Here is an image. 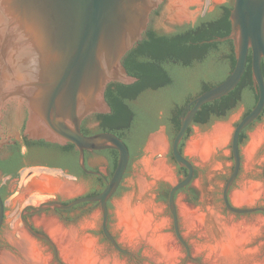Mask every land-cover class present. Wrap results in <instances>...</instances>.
<instances>
[{
    "label": "water",
    "instance_id": "water-1",
    "mask_svg": "<svg viewBox=\"0 0 264 264\" xmlns=\"http://www.w3.org/2000/svg\"><path fill=\"white\" fill-rule=\"evenodd\" d=\"M163 1L0 0V147L10 143L9 139L17 137L16 132H8L4 137L2 127L4 112L9 106L15 105L19 108L18 122L25 124L27 119L25 137L62 146L74 144L80 151V164L87 174L101 175L99 172L86 170L85 151L116 150L119 154L113 176L99 195L84 197L68 205L44 202L38 207H28L30 214H37L48 208L69 209L80 203L96 202L101 206L105 237L119 253L127 256L134 254L121 248L108 231L107 204L117 192L127 171L129 148L112 133L85 136L81 125L93 114L111 113L106 100L109 84L117 82L131 85L137 81L129 76L123 59L143 40L148 26L153 29L156 14L152 12H162L169 7L166 0L163 8L159 9ZM230 21L231 34L228 39L234 42L237 59L235 68L225 81L203 93L189 105L194 107L182 118L180 128L171 143L174 161L189 171L186 178L171 188L169 195V208L178 237L175 194L189 186L194 175L191 162L181 154L179 146L197 111L203 105L219 100L236 89L246 71L250 54L252 77L259 98L255 107L238 122L232 134L234 166L225 184L223 198L235 213L252 212L231 208L228 191L241 167L240 135L264 110V0H234ZM18 128L17 124L16 131ZM159 155V158L165 156ZM132 170L133 161L128 170V178L118 193L119 197L125 190ZM42 178L45 180L37 184L41 189L47 183H69L53 177ZM43 190L44 194H59L58 191L51 193ZM116 199L110 204L111 228L112 203ZM5 208V202L0 196V228ZM25 224L31 235L55 247L46 235L33 231L27 222ZM187 253L189 255L188 250ZM55 258L59 264H63L59 261L56 248Z\"/></svg>",
    "mask_w": 264,
    "mask_h": 264
},
{
    "label": "flooded vegetation",
    "instance_id": "flooded-vegetation-1",
    "mask_svg": "<svg viewBox=\"0 0 264 264\" xmlns=\"http://www.w3.org/2000/svg\"><path fill=\"white\" fill-rule=\"evenodd\" d=\"M165 1L166 0L163 1L159 9L163 8ZM233 6L234 0H226L224 3L215 5L212 10H209L208 7H204L201 14L193 23L176 25L172 27V31L170 32H167L164 29L165 16L163 15V12L160 10L153 11L152 13L156 14L159 26H161L160 29H151V27L148 26L147 31L143 35V40L137 43L123 59V65L125 68L128 63L133 68L141 69L143 72L148 73L146 82L141 88L135 89L127 88L133 87L135 84L139 83L141 80L139 77H133L136 78L137 81L131 85H124L117 82L109 84L106 91V100L111 107V113L93 114L82 122L81 131L85 136H93L95 134L107 132L102 131L104 126L111 125L106 123V117L114 114L115 106L119 109L117 111L119 118L117 127L126 132L123 141L129 148L130 160L127 171L117 192L108 201L107 207L109 210V219L107 228L121 248L123 247L118 242V239L115 237L111 228L110 204L112 200L119 197L118 193L120 188L128 178L129 167L132 161H134L131 158L129 141L136 144L137 149L141 152V158L145 144L159 132L162 126L166 128L171 127L176 135L180 128L182 118L187 116L188 112L194 107V105L191 107H189V105L200 95L221 84L231 75L237 61L234 42L228 39L231 34L230 13ZM194 9L195 7L190 8V10ZM250 56L251 54L249 57ZM248 64L249 60L247 66ZM258 98L259 93L255 87L252 72L250 75L244 73L240 83L234 91L219 100L203 105L201 109L197 111L179 146L181 154L185 156L183 146L188 140L192 128H198L203 134H206L205 132L209 131L213 124L226 121L229 116L236 114L238 110L243 107V113L240 117L241 120L255 107ZM160 106H166L170 109V115L164 124H161L159 121L161 115L159 111ZM18 118L19 108L15 105L9 106L4 112V118L2 121L4 137L8 132H16ZM263 120L264 110L260 117L245 128L240 135L239 147L241 167L237 178L228 191V202L231 208L252 210V212L243 214L235 213L226 205L223 198L225 206V211L221 212L223 215H235L241 218L251 217L258 215L259 213L264 214V211L261 210H264V208L259 204H255L252 207L244 206L237 208L234 207L230 201V194L232 190L236 188V185L240 188V184L243 182L248 180H258L255 179V175L259 170L264 177V163L261 165L259 159H254L249 163V166L243 175L242 160V145L247 133L253 132L261 125ZM26 122L24 127L20 129L21 135L19 137L9 139L10 143L4 144L0 147L1 179L7 178V180H16L19 177L13 178L12 175L14 173L20 175L22 170L35 169L38 170L34 171L35 173L37 172V178L46 175L60 180H66L70 184L81 186L82 192L83 190L86 191L84 194L77 196L73 195L68 199H63V196L59 193L56 196H53L49 201H46L61 202L66 205L81 198L96 196L103 192L107 183L111 180L116 168L114 167L113 159L115 160L116 158V164L118 162L119 154L116 150L85 151L84 164L86 170L101 173V175L87 174L81 167L80 151L74 144L68 143L62 146L46 142L45 140H30L24 136ZM152 123H156L157 128L149 130L148 126ZM140 137L143 138L142 143L138 144ZM261 150L264 153V145L261 147ZM230 152L233 159L231 143ZM168 153L170 154V157H172L171 145L165 156ZM159 156L160 155H158V158ZM185 158L191 162L194 170L193 180L189 185L191 186L198 178L197 166L191 159L186 156ZM232 161L234 164V160ZM219 163L220 166L218 165ZM219 163L217 164L219 167L215 164L207 167L209 169V177L212 181H214L220 173L228 170L226 162L219 160ZM102 167L106 168L105 172L101 170ZM178 167L181 171V180H183L187 177L189 171L179 165ZM232 171L233 167L230 175ZM260 181L264 183V178L262 180L260 178ZM189 186L176 192L175 201L178 194L186 190ZM170 190L166 194V198L159 203L167 204L169 206ZM210 190H215L214 184L210 186ZM16 193L17 191H14L11 194L10 184L6 181H0V196L5 203L8 197ZM195 205L198 206V204ZM28 207L22 211L20 218L26 229L27 226L25 222H27L32 230L37 233H41V231L35 226V224L38 223L42 225V222L48 219L59 221V223L67 228L75 227L81 229L80 226L84 224H81L82 222L89 220L95 212L99 210L101 211V206L96 202L80 203L69 209L48 208L37 214H30L31 211ZM209 207L212 210H218L212 203ZM5 220L6 216L4 217L3 224L0 228V254L2 250H8V248L11 247L7 238L8 234L6 231ZM102 221L103 218L101 215V220L99 222L101 229L100 235L95 231H90L89 233L94 237L101 236L103 238L100 245L107 243L112 249L117 251L112 246L111 242L105 237ZM179 235L180 237L177 236L179 242L185 249L187 246L189 248L188 243L183 240L180 230ZM49 245L54 252V261L58 263L55 258V247L50 243ZM250 247L258 248L259 242L252 244ZM134 256L128 257L137 260ZM190 256L191 252L189 251L188 259ZM59 261L61 260L59 259Z\"/></svg>",
    "mask_w": 264,
    "mask_h": 264
},
{
    "label": "bare ground",
    "instance_id": "bare-ground-1",
    "mask_svg": "<svg viewBox=\"0 0 264 264\" xmlns=\"http://www.w3.org/2000/svg\"><path fill=\"white\" fill-rule=\"evenodd\" d=\"M195 1L173 0L174 9L177 10L181 21L189 17L186 8ZM230 135L229 125L218 124L210 132L194 137L187 146V154L199 158L203 163H208L218 149L227 145ZM263 142L264 130L259 129L252 135L251 142L244 152L248 163L254 160ZM167 151L168 144L163 135L159 134L151 139L147 155L140 162L141 172L137 180V194H128L115 201L114 212L124 242L132 247L144 243L150 247L153 259L158 263L176 264L180 254L179 250L173 246L172 237L163 234V230L169 223L167 220L156 217L157 206L145 198L157 182L175 180L173 169L164 160H154L156 154H166ZM45 185L43 189L51 193L58 191L63 197H71L82 190L79 185L64 182ZM38 187L41 189V186L38 185ZM263 192L262 185L249 182L233 193L232 200L239 206L252 205L262 196ZM179 216L187 229L196 230V232L200 230L202 237L206 238V243L197 247V251L206 254L210 264H254L256 251L247 250L246 246L259 234L261 222L237 223L225 220L212 209L204 214L182 203L179 205ZM96 220L97 216H94L86 221L82 229L67 228L59 221L48 220L47 230L55 241L61 257L70 264H124L116 258L104 257L97 240L82 232L93 228ZM17 232L20 240H16L13 236L12 239L13 244L20 250L21 256L16 257L4 253L1 256L3 264H50L49 257L44 254L43 249L27 229L22 228Z\"/></svg>",
    "mask_w": 264,
    "mask_h": 264
},
{
    "label": "rangeland",
    "instance_id": "rangeland-1",
    "mask_svg": "<svg viewBox=\"0 0 264 264\" xmlns=\"http://www.w3.org/2000/svg\"><path fill=\"white\" fill-rule=\"evenodd\" d=\"M225 1L226 0H196L193 3H190L186 8V11L188 12L189 17L187 19H184L181 21V19H179V17H178L177 10L174 9L173 0H167L169 7L162 11L163 15L165 16L164 29H165V31L170 32V31H172V27H174L176 25L178 26V25H183L185 23H193L197 19V17L201 14V11L204 7H208L209 10H212L215 5L220 4V3H224ZM231 1H233V0H231ZM191 7H195V9L190 10ZM160 27L161 26H159V21L156 17L153 29H160ZM159 111L161 113L159 121L161 124H164L170 115V109L167 108L166 106H160ZM242 113H243V107H241L236 114L229 116L226 119V121L218 122L219 124L229 125L230 129H231V135H230V139H229V142L227 143V145L221 149H218L214 153V155H213V157L209 163H203L199 158H197L195 156H190L187 154V146H188L189 142L194 137H196L197 135L203 134L198 128H192V131L189 135L188 140L184 143V146H183L184 155L186 157H188L189 159H191L196 164L198 178L186 190H184L178 194L177 199L175 201V206L177 209V215H178V220H179V228L178 229L181 232V236H182L183 240H185L188 243L190 250H189L188 246L185 249L183 247V245L178 240L177 234L174 230L173 218L171 216V211H170L169 206L167 204L159 203L160 201H162L166 198V194L168 193V191L177 182L181 181V179H182L181 171H180L178 165L176 164V162L174 161V159L172 157H170L169 153L166 156H163L161 158H158L159 154H156L154 156L155 161L164 160L166 162V164L173 169L174 174H175V180L173 182H167V181L157 182L156 184H154L152 189L146 194L145 198L151 200L153 202V204L155 206H157L158 213L156 214V217L159 219L167 220L169 223L168 226L163 230V234L170 235L173 239L172 240L173 246L179 250L180 254H179V257L176 261L177 262L176 264H210L206 258V254L199 253L197 251V247L205 244L207 240H206V238L202 237L200 230H197V232H196V230L190 231L189 229L186 228L181 217L179 216V205L181 203L187 204L188 206H190L193 209L200 210L204 214L209 213V211L211 209L209 207V205L212 203L218 209V210H214V211L217 212L225 220H231V221L237 222V223L238 222H248V223L261 222V228H260L259 234L256 237H254L253 240L246 246L247 247L246 249L256 251V253L254 254V257H255L254 264H264V214L259 213L258 215H254L251 217H241V218L237 217L235 215L228 216L227 214L226 215L221 214V212L225 211V206L223 203V191L225 188V184L228 180V177L230 175V172L232 170V167L234 165L233 161H232L233 159L231 156V152H230L231 138H232V134L234 132L236 125L240 121V117H241ZM218 123L213 124V126L210 128V130H212L216 125H218ZM17 124H18L19 128L16 131V135H17V137H19L21 135L20 129H22L24 127V124H22L18 121H17ZM259 129L264 130V120L262 121L261 125L258 126L253 132L247 133L246 138L243 142V145H242L243 175L245 174L246 169L249 166V163L246 161V157H245L244 152L251 142L252 135ZM209 131H207V132H209ZM207 132H205V133H207ZM159 134H161L165 137L167 144H168V150H169L170 145L172 143V140L175 136L174 130L171 127L166 128V127L162 126L156 135H159ZM156 135H154V136H156ZM151 139L145 144L144 149L142 151V157L138 160L133 161V170L131 172V175L129 177V180L127 182L125 190H124L123 194L118 199H116L115 201L120 200L121 198H123L124 196H126L128 194H137V180H138V176L141 172L140 162L147 155V149H148V146L151 142ZM263 145H264V142L260 145V147L256 153V156L254 158V159H259V162L261 165L264 163V153L261 150V147ZM219 160L227 163L228 170L226 172L220 173L216 177V179L214 181H212L209 177V169L207 167L213 166V164H215L216 166H218V165L220 166ZM101 170L103 172H105L106 168L102 167ZM34 171H38V170H35V169L34 170H32V169L22 170L20 172L19 178L16 180H7V178H4V179L0 178V181H6L7 183L10 184L11 194L14 191H17L16 194L8 197V199L6 200V203H5L6 204L5 226H6V231L8 234L7 238H8V241H9V244L11 247L8 248V250H2V252L0 254V264H3L1 262V256L4 253H9V254L16 256V257L21 256L20 250L17 248V246L15 244H13L14 242H13L12 236L16 240H20V235L17 231L19 229H22V228L26 229L25 226L23 225V221L20 218L22 211L24 209H26V207H28V206L29 207H38L42 203L49 201L50 199L53 198L52 195H49V194L45 195L42 192H39L38 190L26 188L25 183L27 181H29L30 179L37 177V174H36L37 172L35 173ZM260 178L262 180L264 177L261 175V171L259 170V171H257V173L255 175V179H258V180H248L246 182H243L242 184H240V188L244 184L250 182V183L260 184V185H262V187L264 189V183H262L260 181ZM212 184L215 185V190H213V191L210 190V186ZM235 187L236 188H234L230 194V201L234 207H237V208L244 207V206L252 207L255 204H259L261 207L264 208V192H263L262 196L259 199H257V201L252 205H240L239 206V205L234 204L233 200H232L233 193L240 189L237 185ZM34 188H37V187H34ZM85 192H86L85 190H83V192L81 190V192L79 194H76L74 196L84 194ZM68 198H70V197H65V196L63 197V199H68ZM114 202L112 203V231H113L115 237L118 239V242L122 245V247L124 249L132 252L135 255L134 257L137 258V260L131 259L128 256L123 255V254L115 251L107 243L100 245V242L102 241L103 238L101 236L94 237L92 234L89 233L90 231H95L97 234H99V235L101 234V229L99 226L100 225L99 222L101 220V211L100 210L95 212L90 217V219H91L94 216H97L96 225L91 229L83 230V233L86 235H90L97 240L98 245L101 248V252H102L101 254L104 257L116 258L124 264H129V263L130 264H160L155 259H153L152 252H151L150 247L148 245L143 243L137 247H132L131 245H129L128 243L123 241L122 233L118 228V222H117L115 212H114L115 211ZM192 202H194L195 204H198V206H196ZM48 220H45L44 222H42V225L36 223L35 226L41 231V234L46 235L52 241V243L55 245V248H56L57 253H58V257L61 260V262L63 264H70V263L66 262L61 257V254L58 250V247H57L55 241L53 240V238L48 233V230H47V221ZM83 223H85V221L82 222L81 224H83ZM80 227L82 229L83 225ZM31 236L40 245V247L43 249L44 254L47 257H49L50 264H59V263L54 261V252H53L52 247L49 245V243L44 241V240L37 239L33 235H31ZM256 242H259V247L258 248H251L250 246L252 244H255ZM187 250L191 252V256L189 257V259H188V255L186 253Z\"/></svg>",
    "mask_w": 264,
    "mask_h": 264
},
{
    "label": "trees",
    "instance_id": "trees-1",
    "mask_svg": "<svg viewBox=\"0 0 264 264\" xmlns=\"http://www.w3.org/2000/svg\"><path fill=\"white\" fill-rule=\"evenodd\" d=\"M248 60H249V64L246 67L245 74L250 75L251 72H252L251 71V56L249 57ZM126 66H127L126 69H127L128 73H129V76L137 77V78L139 77L141 79L139 81V83H137L133 87H129L127 89L141 88L144 85V83L146 82V78L148 77L147 76L148 73L143 72L141 69H135L131 65H129L128 63H127ZM262 72L264 73V60H263V63H262ZM118 110L119 109L116 108V106H115L114 107V114L113 115H109L108 117H106V119H105L106 123L107 124H111V125L104 126L102 128V131H107L108 133H112V134L116 135L117 137H119L120 139L123 140V138H125L124 134L126 132L124 130H122V129L117 127V122L119 120L118 115H117V111ZM156 128H157L156 123H152L151 125L148 126L149 130H154ZM176 132H177V130H176ZM142 139H143L142 137L139 138V141H138L139 143L138 144L142 143ZM129 143H130L132 160L139 159L140 156H141V152H139V150L137 149L136 144H133L131 141H129ZM113 162H114V167H116V165H117L116 164V158H115V160L113 159ZM6 172H8V171H6ZM6 174H8V173H6ZM12 176H13V178H18L19 177L18 173H14Z\"/></svg>",
    "mask_w": 264,
    "mask_h": 264
},
{
    "label": "crops",
    "instance_id": "crops-1",
    "mask_svg": "<svg viewBox=\"0 0 264 264\" xmlns=\"http://www.w3.org/2000/svg\"><path fill=\"white\" fill-rule=\"evenodd\" d=\"M40 178V179H39ZM42 176H40V177H36V178H33V179H30L29 181H27L26 183H25V185H26V188H28V189H34V190H38L39 192H42L43 194L45 193V191H43L42 189H40L39 187H38V183H39V181H43L42 179ZM44 179V178H43ZM45 180V179H44ZM34 187H37V188H34ZM39 188V189H38Z\"/></svg>",
    "mask_w": 264,
    "mask_h": 264
}]
</instances>
